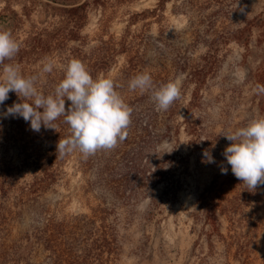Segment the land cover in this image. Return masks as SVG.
<instances>
[{"label": "rangeland", "instance_id": "1", "mask_svg": "<svg viewBox=\"0 0 264 264\" xmlns=\"http://www.w3.org/2000/svg\"><path fill=\"white\" fill-rule=\"evenodd\" d=\"M62 1L0 0V12L10 6L20 15L14 37L23 45L31 33L58 26L63 8L85 0ZM153 8H158L154 16H133ZM86 15L80 32L85 50L96 47L100 38L112 37L117 42L126 35L131 48L140 50L141 71L150 73L153 82L161 74L166 83L182 78L180 99L168 110L157 111V130L163 137L141 160L147 171L140 182L133 183L135 195L113 208L110 218L119 243L116 264H237L215 236L211 247L207 245L200 195L222 174L221 167L234 176L222 155L230 144L223 135L264 117L253 81L256 70L264 65V28L258 26L259 20L264 21V0H168L161 10L158 0H103V5L89 3ZM207 54L212 70L194 96L190 72L205 64ZM124 61L123 54L117 55L106 77L113 79ZM144 94L140 113L155 108L151 93ZM205 151L214 163L206 161ZM8 158L18 162L15 150L8 152ZM61 172L49 190L24 204L9 221L8 242L18 240L35 223V207L48 208L60 218L88 213L73 162ZM32 175L30 170L20 172L17 183L29 182ZM220 198L229 211L231 233L240 241H252L250 260L260 264L264 257V186L252 192L236 178ZM217 218L221 233L226 234L228 218ZM40 260L50 261L46 252L32 259Z\"/></svg>", "mask_w": 264, "mask_h": 264}, {"label": "trees", "instance_id": "2", "mask_svg": "<svg viewBox=\"0 0 264 264\" xmlns=\"http://www.w3.org/2000/svg\"><path fill=\"white\" fill-rule=\"evenodd\" d=\"M58 1L62 0H50L52 3ZM167 1L158 0L160 10ZM89 3L103 5V0H85L63 8L64 16L58 26L31 33L21 44L14 59L5 63L19 64L21 73L25 76H37V89L47 95L64 78L65 67L71 59L81 60L95 79L98 75L106 77L115 64L117 55L123 54L125 61L113 80L120 85L117 91L133 108L128 135L115 148L98 150L87 158L78 150L59 156L56 147L59 139L70 135L69 125L63 122L64 118L60 117L55 121L57 131L42 126L39 132H34L30 123L23 118L5 115L8 106L20 102L16 93H9V99L4 105H0V264H44L42 260L32 261L41 252L48 254L50 261L46 264H116L119 243L110 218L113 208L116 203L127 201L135 195L132 185L140 182L147 171L141 160L163 137L157 130L156 106H153L155 108L151 110L152 113L150 110L138 112L145 94L128 88L129 80L142 73L138 64L140 50L131 48L126 35H122L117 42L112 37L107 40L100 38L96 47L84 49L85 38L80 32L86 22ZM157 10L158 8L145 9L133 16H154ZM259 21L258 26L264 28V21ZM20 23V15L10 6L1 9L0 28L11 30L14 36ZM250 29L251 27L245 29L246 35L250 33ZM46 58L54 62L51 73H42ZM212 58L216 59V56ZM203 59L205 64L190 72L194 96L212 70V64L207 60L210 55L207 54ZM34 62L41 63L35 69L29 68ZM0 68L3 69V65ZM253 81L255 89L257 85H264V65L256 70ZM165 83L166 78L162 74L157 75L154 80L157 87ZM256 95L259 110L263 111L264 93L256 90ZM69 104L70 101L66 100V109ZM184 120L188 121V112L184 113ZM184 130L189 133L187 128ZM10 150H15L17 163L8 158ZM69 162H73L75 172L82 181L79 190L88 213L60 218L48 208L35 207V223L18 240L8 242L9 221L19 213L24 204L34 202L40 194L49 190L59 179L64 165ZM24 170L33 172L32 178L29 182L19 184V173ZM235 182V176L220 174L200 195L204 222L208 227L205 236L209 247L214 236L221 241L225 254H229L237 264H252L249 256L252 241H240L231 233L229 211L221 205L220 193L224 188L233 187ZM90 201L94 203L92 206L89 205ZM218 215H225L230 222L226 227V234L220 231ZM260 264H264V257Z\"/></svg>", "mask_w": 264, "mask_h": 264}, {"label": "clouds", "instance_id": "3", "mask_svg": "<svg viewBox=\"0 0 264 264\" xmlns=\"http://www.w3.org/2000/svg\"><path fill=\"white\" fill-rule=\"evenodd\" d=\"M240 11L244 9L240 8ZM20 48L21 43L11 30L0 28V65H3L0 105L9 99L10 92L20 98V102L7 107L6 116L23 118L34 132H39L42 126L56 130L55 121L63 117V122L69 125L70 135L59 139L56 146L59 156L78 150L87 158L98 150L113 149L126 139L133 108L117 91L119 84L103 75L94 79L87 66L73 58L65 67L64 78L52 93L45 95L36 87L37 76H25L19 64L5 63L12 61ZM46 61L42 73H51L54 62L48 58ZM181 82L182 78L177 77L157 87L150 73L145 71L132 77L128 88L150 92L157 111H166L180 99ZM256 90L264 93V85H257ZM66 100L70 101L67 109ZM223 136L230 142L222 155L231 166L232 174L252 192L258 186H264V117L253 119ZM203 156L208 163L215 162L209 151ZM220 170L222 174L228 172L227 167Z\"/></svg>", "mask_w": 264, "mask_h": 264}]
</instances>
